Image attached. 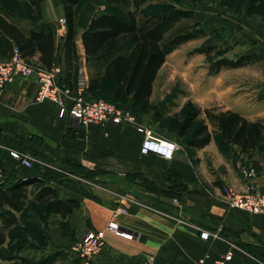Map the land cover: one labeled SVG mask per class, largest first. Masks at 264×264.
<instances>
[{
	"label": "crops",
	"instance_id": "0c3cea01",
	"mask_svg": "<svg viewBox=\"0 0 264 264\" xmlns=\"http://www.w3.org/2000/svg\"><path fill=\"white\" fill-rule=\"evenodd\" d=\"M51 8L48 0H43L41 16L34 22L38 30L46 26L54 30L53 65L63 67L64 81L65 15L63 7L57 12ZM103 13L105 3L103 6L100 0L90 1L78 13L79 69L88 82L93 69L82 35L92 17ZM214 16L216 20L223 18ZM258 36L255 46L244 53L264 55L263 29ZM38 57H34L35 62ZM79 77L78 71L72 89ZM37 89L35 75L19 77L0 95V184L34 180L25 208L13 211L17 222L8 229L0 252L4 249L15 256L36 259L62 252L65 261L76 264L70 252L74 241L87 229H102L113 221L139 237L127 239L108 231L101 252L90 264H142L149 257L153 264H199L202 257L210 264L230 250L233 258L227 264H264V213L229 208L223 191L226 186L244 190L243 168L255 170L252 182L264 191V152L255 150L249 157L237 146H229L227 156L216 131H212L209 144L192 150L176 134L156 124L146 125L143 117L133 112L138 122L156 135L180 145L171 159L144 155V134L135 127L112 122L84 126L70 115L60 118L56 102L35 100ZM227 94L204 102L194 99L202 108L217 106L237 111L251 121H264L260 96L254 98L244 89ZM260 144L264 147V134ZM20 153L31 155L33 167L23 164ZM44 185L55 189L62 199L80 200V206L67 215L44 211L35 200ZM220 225V238L201 237V231Z\"/></svg>",
	"mask_w": 264,
	"mask_h": 264
},
{
	"label": "trees",
	"instance_id": "16d2710c",
	"mask_svg": "<svg viewBox=\"0 0 264 264\" xmlns=\"http://www.w3.org/2000/svg\"><path fill=\"white\" fill-rule=\"evenodd\" d=\"M26 2L32 9L31 17L25 20L27 26L17 21L21 15L17 4ZM43 0H0V58L10 57L17 48L23 57L51 67L55 57V33L49 27L38 30L34 21L41 16ZM81 0H63L65 24L64 57L66 73L64 81L74 88L79 71L77 46L78 8ZM216 31L205 28L193 9L171 6L161 13L146 12L137 6L132 9L95 14L82 39L90 73L86 97L99 96L109 89V98L131 111L130 105L149 104L158 73L169 54L184 43L210 36ZM212 32V33H211ZM208 52L209 48L201 49ZM264 60L257 51L241 53L237 57H223L211 63L210 72L219 73L223 68H238ZM62 84V85H63ZM100 98V97H99ZM150 104L147 112L154 110L157 120L163 118L164 109L155 110ZM172 128L177 137L196 150L205 147L212 139V131L220 136V146L230 156L229 146H237L249 157L255 150L264 152L260 137L264 134V121H251L237 111L221 110L217 106L202 108L189 105L181 118L172 119ZM212 128V129H211ZM33 179L18 180L4 186L0 184V248L7 239V231L17 222L13 211H22L28 201L29 186ZM35 200L44 211L67 215L80 206L78 199H62L55 189L42 186L35 194ZM1 254V252H0ZM66 256V255H65ZM62 252L44 256L38 261L26 264H54L65 258ZM14 258V257H12Z\"/></svg>",
	"mask_w": 264,
	"mask_h": 264
},
{
	"label": "rangeland",
	"instance_id": "374dc122",
	"mask_svg": "<svg viewBox=\"0 0 264 264\" xmlns=\"http://www.w3.org/2000/svg\"><path fill=\"white\" fill-rule=\"evenodd\" d=\"M90 1L95 3L96 0H81L78 13ZM100 1L103 6L105 3V8L109 11L132 9L139 6L149 13H161L171 6L192 7L202 18V25L205 28L216 29L212 35L188 41L169 54L155 80L150 103L130 105L134 113L143 117L146 125L156 124L168 133L176 134L171 126L172 119L181 118L189 105L197 104L195 97L204 102L216 99L220 94L224 96L233 90L244 89L251 91L254 98L260 96L259 99L264 100V60L241 68H223L219 73L210 72L211 63L215 60L223 57H237L251 50L258 42L259 31L264 27V0ZM48 2L52 5V12H57L58 8L63 7V0H48ZM17 12L21 15L17 21L23 26H27L25 20L29 17L35 19L30 16L32 9L26 2L17 4ZM215 14L223 18L216 20ZM207 48H209L208 52L201 50ZM108 92L109 89H106L102 95H91L90 98H109ZM225 97V100L229 99V96ZM150 104L156 107L155 110H165L161 120L155 118L154 110L147 112ZM72 256L76 264L81 261L76 255L72 254ZM40 259L33 256L29 258L15 256L13 252L4 249L0 254V264H26ZM85 263L81 262V264ZM54 264L71 263L61 258Z\"/></svg>",
	"mask_w": 264,
	"mask_h": 264
},
{
	"label": "built area",
	"instance_id": "2783aa9c",
	"mask_svg": "<svg viewBox=\"0 0 264 264\" xmlns=\"http://www.w3.org/2000/svg\"><path fill=\"white\" fill-rule=\"evenodd\" d=\"M62 22H65V19H62ZM33 75L37 77L38 82L35 100L41 102L49 99L56 102L59 106L60 118L70 115L84 126L106 122L131 125L144 134L141 147V152L144 155L153 154L171 159L180 147L178 142L166 140L139 123L134 114L118 103L105 98L89 99L86 97L89 82L83 76L82 69H79L80 77L77 80V86L72 89L61 84L63 67L60 64L44 67L23 57L17 48H14L10 57L0 58V95L16 78H29ZM19 157L27 167H33L34 164L30 154L20 153ZM242 174L246 179V186L243 191L228 186L223 188L227 205L229 208L252 214L264 213V191L256 189L252 182L256 175L255 170L253 168H243ZM108 231L127 239L139 237L138 233L126 230L117 222L112 221L102 229H87L71 245L70 252L79 257L81 262L90 264L92 259L101 252ZM221 232L222 226L220 225L215 230L201 231L200 235L206 240L217 239L221 237ZM232 258L233 251L230 250L210 264H227ZM142 264H153V259L149 257ZM199 264H206V257L199 259Z\"/></svg>",
	"mask_w": 264,
	"mask_h": 264
}]
</instances>
